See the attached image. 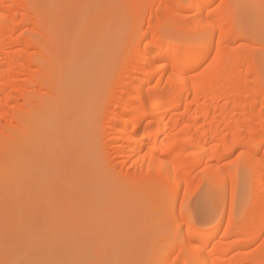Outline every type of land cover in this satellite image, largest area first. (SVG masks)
<instances>
[{"label": "bare ground", "instance_id": "bare-ground-1", "mask_svg": "<svg viewBox=\"0 0 264 264\" xmlns=\"http://www.w3.org/2000/svg\"><path fill=\"white\" fill-rule=\"evenodd\" d=\"M263 5L0 0V264H74L111 245L95 264H136L131 230L103 248L84 241L109 209L141 198L157 221L168 215L142 264H264V40L252 22ZM129 39L120 64L109 59L107 97L86 102L100 45ZM64 132L68 182L78 180L62 207L71 232L44 225L57 208L42 189L46 153ZM202 179L219 205L199 225L186 201Z\"/></svg>", "mask_w": 264, "mask_h": 264}, {"label": "rangeland", "instance_id": "rangeland-1", "mask_svg": "<svg viewBox=\"0 0 264 264\" xmlns=\"http://www.w3.org/2000/svg\"><path fill=\"white\" fill-rule=\"evenodd\" d=\"M263 14V16H262ZM252 22L256 26L257 30L262 33V38L264 40V5L260 6L258 8L253 9V19ZM146 24V23H145ZM145 24H137L136 25V32L141 27H146ZM130 36L134 37V32ZM133 39H129L125 44L123 42L122 45L119 46V43H117L118 47H115L116 49H112V52L107 53V47L105 45H100L99 48L102 47L101 52L102 55L100 56L101 61L103 62V66L100 72H102L100 75L103 76V78L99 77L98 75L95 79V85L92 89V91L89 93V97L86 102L91 101L93 98L98 97L100 101H103L104 98H106L105 92H101L100 89L103 86H108L110 84L111 80V72L115 69V67H112L114 64V61L117 62V64H120V60H122V55L125 51L131 52L133 48ZM106 47V48H105ZM108 49L111 51V48L108 47ZM114 54L113 58L109 57L110 55ZM116 54V55H115ZM115 56V57H114ZM108 59V60H107ZM112 61V65L110 64ZM105 62V63H104ZM106 64V66H104ZM114 64V65H117ZM111 66V67H109ZM108 67V68H107ZM111 68V70L109 69ZM117 68V66H116ZM95 76V75H94ZM102 79V80H100ZM106 83V85H104ZM103 89V88H102ZM99 90V91H98ZM101 90V91H100ZM101 104V102H100ZM95 110L103 112L101 106L98 105L94 106L92 105ZM105 111V110H104ZM94 122L89 120L82 126L83 133L89 132L90 125L96 124L97 121H99V117L95 116ZM92 123V124H90ZM66 134V135H65ZM69 136L67 132H64L58 140L56 139V144L53 145L50 150H47L46 158H45V165L47 167V173L46 178L43 182L42 189L50 195V198L53 200L54 206L56 205L57 208H54L52 212V215L50 218L45 222V226H55L59 227L58 230L62 232H71L74 231V226L70 224L69 219H73L70 213L66 211V197L73 196V184L74 182H77L78 180H69V174L68 169H66V166L69 164L70 161V154H71V148L72 144L68 142ZM70 140V139H69ZM58 142V143H57ZM49 149V148H48ZM88 150V149H87ZM235 158V157H234ZM103 166V165H101ZM104 167V166H103ZM102 168V167H101ZM103 170L105 169L102 168ZM76 179V178H74ZM199 180L196 179V181ZM145 185V187H147ZM207 191L210 192V195H207ZM218 196L214 194V191L210 188V185L208 186V183L206 180L202 179V181L194 182V186L192 187V192L189 197V200L187 202V209L192 213L195 218L197 224L201 225L206 223L204 221L203 217L204 214H206L207 211L214 210L216 206L219 205ZM132 202L133 199H131ZM22 206V205H21ZM21 208V207H20ZM62 208V209H60ZM108 208V206L106 207ZM108 210V209H107ZM211 211V212H212ZM107 212H109L110 216L114 217L112 220L107 221L105 217L101 220L100 224L94 226L93 229L86 232L87 239L84 241L89 247L96 249L103 248L106 243H108V240H106V237L112 236L109 234L114 233L115 231H119L120 229L125 230H131L132 232L136 233V244L133 248H129L126 250V252H130L133 249V252L136 251V264H142L144 261V258L146 255H148L150 252L147 251V247L150 246V239L159 236L162 233V221L167 218L164 217L163 220L157 221L156 220V211L153 206H148L146 202V198H141L140 200L136 199V205L124 207L122 209H118L115 211V209H109ZM111 212V213H110ZM210 213V212H208ZM112 214V215H111ZM108 213L105 215L107 216ZM117 215V216H116ZM206 217V216H205ZM117 218V219H116ZM41 222V221H40ZM39 222V224H40ZM43 223V222H41ZM51 223V224H50ZM76 226V225H75ZM213 226V225H212ZM136 227V229H134ZM210 229V227H209ZM212 229V228H211ZM111 231V232H109ZM109 233V234H108ZM220 234L217 235L216 238H218ZM180 237L175 238L167 242V244L163 247V251L166 250L168 246H172L174 244H178L180 242ZM85 244V245H86ZM116 246H109L107 249H99L97 252L91 250L83 251L80 253L79 260L75 262L74 264H95L96 260H100L104 258V251L107 250L105 253L108 254L112 251H114ZM104 250V251H103ZM51 264H56L54 259H51Z\"/></svg>", "mask_w": 264, "mask_h": 264}]
</instances>
